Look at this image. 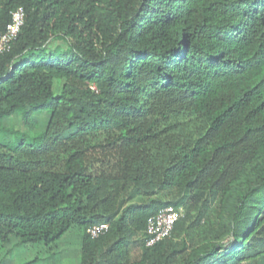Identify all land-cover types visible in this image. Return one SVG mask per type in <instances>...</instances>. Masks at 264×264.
Here are the masks:
<instances>
[{
  "label": "trees",
  "instance_id": "trees-1",
  "mask_svg": "<svg viewBox=\"0 0 264 264\" xmlns=\"http://www.w3.org/2000/svg\"><path fill=\"white\" fill-rule=\"evenodd\" d=\"M19 7L0 249L55 255L79 228L80 264H264V0H0V34ZM169 205L185 215L147 246Z\"/></svg>",
  "mask_w": 264,
  "mask_h": 264
},
{
  "label": "rangeland",
  "instance_id": "rangeland-1",
  "mask_svg": "<svg viewBox=\"0 0 264 264\" xmlns=\"http://www.w3.org/2000/svg\"><path fill=\"white\" fill-rule=\"evenodd\" d=\"M61 41H54L51 46L59 44ZM56 90L60 88V83L56 81ZM21 124L18 116L6 121L7 126L14 128ZM174 194V193H173ZM173 194H161L163 198H172ZM83 231L79 228H73L60 241V246L55 255L50 254L42 245L23 246L13 239L9 246L0 249V264H22L38 258L34 264H80L81 256V239ZM132 253H139V244H132Z\"/></svg>",
  "mask_w": 264,
  "mask_h": 264
},
{
  "label": "built area",
  "instance_id": "built-area-1",
  "mask_svg": "<svg viewBox=\"0 0 264 264\" xmlns=\"http://www.w3.org/2000/svg\"><path fill=\"white\" fill-rule=\"evenodd\" d=\"M25 10L22 7L12 12L11 21L6 30L0 34V54L11 50L13 42L16 40L25 21ZM185 215L183 206L169 205L150 216L146 225V245L153 246L157 242L171 236L176 222ZM110 229L108 223L94 224L87 229L92 237H99Z\"/></svg>",
  "mask_w": 264,
  "mask_h": 264
},
{
  "label": "clouds",
  "instance_id": "clouds-1",
  "mask_svg": "<svg viewBox=\"0 0 264 264\" xmlns=\"http://www.w3.org/2000/svg\"><path fill=\"white\" fill-rule=\"evenodd\" d=\"M185 209V208H184Z\"/></svg>",
  "mask_w": 264,
  "mask_h": 264
}]
</instances>
